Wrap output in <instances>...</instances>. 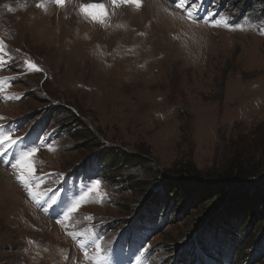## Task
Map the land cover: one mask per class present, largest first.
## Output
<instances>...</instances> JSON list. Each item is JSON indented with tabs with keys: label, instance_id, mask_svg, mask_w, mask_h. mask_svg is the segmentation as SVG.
Instances as JSON below:
<instances>
[{
	"label": "rangeland",
	"instance_id": "obj_1",
	"mask_svg": "<svg viewBox=\"0 0 264 264\" xmlns=\"http://www.w3.org/2000/svg\"><path fill=\"white\" fill-rule=\"evenodd\" d=\"M178 3L0 0V134L18 141L0 147V167L23 197L0 193V264H264L263 217L244 209L264 199V0ZM81 4L107 14L93 20ZM32 148L26 187L12 165ZM234 152L252 160L248 184L171 173L188 161L216 171ZM219 185L229 191L219 209L242 215L227 230L230 257L198 241L216 233L202 220Z\"/></svg>",
	"mask_w": 264,
	"mask_h": 264
},
{
	"label": "trees",
	"instance_id": "obj_2",
	"mask_svg": "<svg viewBox=\"0 0 264 264\" xmlns=\"http://www.w3.org/2000/svg\"><path fill=\"white\" fill-rule=\"evenodd\" d=\"M85 131L89 134H92L87 129H85ZM134 156L135 155H126V154H123L122 156L121 152L120 153L118 152L117 155L114 154L112 157H117V159L120 158V163L124 164V163L131 162V161H137V160H134L135 159ZM251 161H252L251 159L249 160V158L243 157L238 152H234V154L229 159H227L224 167H221L220 169L216 171L207 172V173L204 171H199L197 170V168L194 166L193 163L188 161V162L183 163L178 169H174V171L171 173L176 177L175 181H177L178 183H182L183 181L197 182L196 180H199V179L205 180L203 178H210L211 180H214V182L209 181L210 184L221 182L225 184L230 183V185H234V186H239V185L241 186V185H245L251 182L252 181L251 179L256 177L257 175L255 170H253ZM106 162L107 163H105L104 161L105 166L103 164L104 171H106L107 168L111 167V166L109 167V165L112 163V160L110 161L109 159V161H106ZM114 170L115 169H113V172ZM167 185L169 189L175 191V192L173 191V193H175V196L177 197V199L179 200H184L185 198L188 199L189 191L185 188V186L180 185L181 187L178 188V186H176L175 184V186L172 187L171 182H168ZM221 185L216 186L217 188L212 189L211 191L206 190L207 200L211 201V203H210V206L206 208L204 215H203L205 219H208V220H210L211 218L215 219L214 224L216 225L214 226L216 228V233L209 234L211 235V237L208 236L209 238L207 239L208 241L207 243L205 242L206 240H204L203 236L198 241L199 243H201L200 246H204L205 248H208V249L211 248V246L219 247L220 249H221L220 246H223L225 247V248H222L224 250L230 249V252H225V255L230 256L231 252L234 251L236 244L232 239H230L232 234L230 231L227 232V230L232 227L234 228V226L238 223V221L241 220L240 217L242 215L241 216L239 215V217H237L236 215H238L237 214L238 212L236 211L234 207H231V206H229L226 210L219 209L226 202L227 200L226 198L229 192L228 189H225L224 186H221ZM176 188H178L177 191L175 190ZM234 192L237 198L235 195H233V198H236L238 200V192L237 191H234ZM256 195H257L256 200H254L253 203H251V205L248 204L249 206L244 207V209L245 210L249 209L252 212L259 208V211H258L259 215L263 217L260 222L264 224V212H263L264 199H263V196L259 195V192ZM227 219H231V220L227 221ZM202 221H205V220L203 219ZM260 222H258L257 225L260 224ZM244 225L243 224L241 225V226H244L243 231L246 230L247 228L246 222H244ZM225 233L227 235H224ZM214 236L215 238L212 239V237ZM239 240L242 242V244H244L243 242H245L248 245H252V241L254 239L249 238L248 240H242V238H240ZM238 244H241V243L238 242ZM249 248L250 250L253 249L251 248V246H249ZM239 256H241L240 258H244V257L246 258L250 256V253L243 252L242 255L240 254Z\"/></svg>",
	"mask_w": 264,
	"mask_h": 264
},
{
	"label": "snow or ice",
	"instance_id": "obj_3",
	"mask_svg": "<svg viewBox=\"0 0 264 264\" xmlns=\"http://www.w3.org/2000/svg\"><path fill=\"white\" fill-rule=\"evenodd\" d=\"M55 3L58 6H63L65 3V0H55ZM112 3L114 6L121 4V3L122 4H132L137 8H139L141 6V0H112ZM184 3H186V0H181V3H178L176 5V7L177 8H183ZM80 11H81V13H83L86 16H89L93 20H101V21L103 19V16L107 14L105 9H104V6L102 4H88V5L81 4L80 5ZM194 12H195V10L190 8L188 10V13H187L188 18L190 20H193V22H194ZM209 15H211V13H209ZM221 23H222V21L217 20V21L212 22V26H218ZM26 63L28 65V67L35 69V70H39V69H37L36 64L31 63V62H26ZM17 142L18 141H15V140L10 141V137L8 135L0 134V147H3V145L5 143H9L10 146H14ZM35 152H36V148H32L31 152L23 153L22 158L18 159L16 161V163L12 165L13 168L20 167L23 170L21 172V174H19L17 176V179L20 180L26 187L28 186L29 178H31V173L33 172V167H32L31 162H28L27 164H25L24 161L28 157H31L32 154H34ZM24 172H26L28 174L27 177L24 175ZM98 185H99V181L95 182L92 185V187L89 189V192L96 191L98 189ZM28 192H29L30 196H34V193L30 187L28 188ZM85 195H87V193ZM81 199H83V197ZM79 203H80L79 201H76L75 203H73V205L68 209V211L64 213L65 217H67L70 213L74 212L77 209V207L79 206ZM99 252H100V248H99V245H97V253H99ZM87 255H88L87 252H85L86 257H87ZM93 264H99V262L94 259Z\"/></svg>",
	"mask_w": 264,
	"mask_h": 264
},
{
	"label": "bare ground",
	"instance_id": "obj_4",
	"mask_svg": "<svg viewBox=\"0 0 264 264\" xmlns=\"http://www.w3.org/2000/svg\"><path fill=\"white\" fill-rule=\"evenodd\" d=\"M0 182H1L0 183L1 184V186H0V193H1V196H4L3 197L4 200L6 198H8L9 200L10 199H14V198L16 200H19V198L20 199L23 198L22 197V194L17 189L18 188L17 185H14V183H13L11 177L9 176L8 172L6 170L2 169L1 167H0ZM15 186L17 188H15ZM52 226L54 227V225H52Z\"/></svg>",
	"mask_w": 264,
	"mask_h": 264
},
{
	"label": "water",
	"instance_id": "obj_5",
	"mask_svg": "<svg viewBox=\"0 0 264 264\" xmlns=\"http://www.w3.org/2000/svg\"><path fill=\"white\" fill-rule=\"evenodd\" d=\"M208 219H206L205 221H203V223H205Z\"/></svg>",
	"mask_w": 264,
	"mask_h": 264
}]
</instances>
